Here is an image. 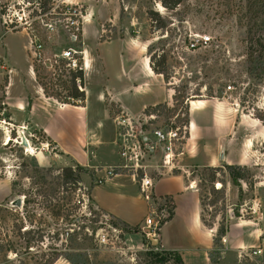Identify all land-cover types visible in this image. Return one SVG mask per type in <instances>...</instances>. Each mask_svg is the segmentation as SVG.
Listing matches in <instances>:
<instances>
[{
    "label": "rangeland",
    "instance_id": "obj_1",
    "mask_svg": "<svg viewBox=\"0 0 264 264\" xmlns=\"http://www.w3.org/2000/svg\"><path fill=\"white\" fill-rule=\"evenodd\" d=\"M245 1L183 0L175 9L167 10L155 0H0V245L13 244L10 250L5 245L0 249V264H45L54 258L52 264H73L70 260L83 261L84 257L86 264H159L147 252L161 251L157 230L169 217L170 200L166 198L169 214L158 223L154 238L145 237L142 221L124 228L122 221L94 205V186L110 191L101 184L102 170L94 174L82 166L78 189L62 184L61 168L78 163L55 150L17 108L27 110L38 95L60 104L68 101L69 72L74 71L57 55L66 47L75 51L87 47L90 60L94 62L99 55L102 63L101 71L93 70L86 78L90 109L100 108L96 94L108 90L131 111L137 110L140 96L132 95L130 88H125L126 81L117 76L118 50L121 45L123 58L132 64V54L138 55L144 47L142 58L150 44L152 54L165 56L163 82L172 90L168 103L150 107L157 111L155 122L186 127L187 103L193 110L201 105L194 100L205 98L209 101V119L206 122L205 115L198 118L202 131L197 134V146L202 147L209 137L216 140L213 146L224 144L225 153L237 149L240 139L256 129V124H248L247 129L237 126L238 117L264 113V74L257 78L248 73L243 42L246 17H239ZM147 10L163 18L164 27L154 28L155 21L150 23ZM47 23L53 29H47ZM71 33L76 39H70ZM191 33L207 35L210 40L202 48L189 50ZM37 43L40 49H36ZM75 57L82 67L81 55ZM107 96L104 94V102L112 115L116 108ZM52 115L73 128L80 141L85 140L80 109L69 106ZM182 118L186 119L183 124ZM107 132L113 133L110 122ZM228 135H232L231 142L217 140ZM251 147L247 164H238L244 167L241 180H231L227 170L220 167L222 163L213 166L220 168L213 176L211 166L194 167L185 155L180 156L179 165H184L199 195L202 222L207 228L215 227L211 264H261L252 253L255 249L244 246L223 253L225 260L220 263L224 235L218 241L216 234L217 226L226 232L230 224L238 230L234 233L237 238L242 230L264 219V137ZM33 163L46 171H36ZM41 174L46 181L43 185L37 182ZM99 177L101 183L96 181ZM23 194L33 202L24 204ZM17 198L19 206L14 205ZM72 229L80 233L75 238L77 246L68 240ZM27 238L32 240L24 250Z\"/></svg>",
    "mask_w": 264,
    "mask_h": 264
},
{
    "label": "crops",
    "instance_id": "obj_2",
    "mask_svg": "<svg viewBox=\"0 0 264 264\" xmlns=\"http://www.w3.org/2000/svg\"><path fill=\"white\" fill-rule=\"evenodd\" d=\"M88 22L86 21L84 24H88ZM81 38L84 41L85 33H83V27ZM144 50V47H141L139 52L144 53ZM141 53H138V55H136L137 53L132 54L131 64V62L126 61V58H123L122 46L120 45L117 56L119 67L117 76L119 75L126 81L125 88L127 90L130 88L132 95L140 96L138 97L139 100H137V110L131 111L118 96L113 95L108 90L96 94L97 104L100 105V108L95 111L90 109L86 78L89 72L93 70L101 71L102 63L99 55H96V59L94 58V62H92V57H88L89 48L86 47L82 50L83 104H60L53 98L38 95L32 99L27 110L18 107L17 111L22 113L24 120H29L34 128L42 132L55 150L67 155L74 162L87 167L94 174H97L103 168L114 166L119 162L114 145L115 127L111 120L110 111L105 105L104 94L108 95V102L114 104L116 111H121L133 118L140 115L145 107L158 103H168L171 99V88L165 85L160 74L152 72L146 53L142 55V58L140 56ZM131 81L132 85H130ZM194 101L201 105H196L191 110L190 104L187 103V135L184 140V154L182 155H185V158L194 167H213L219 163L247 164L250 160L248 150L252 149L251 146L263 140L264 137L260 122L254 117H238L237 126L247 129L248 124H256V129L250 130L248 134H245L240 139L237 149L231 148L229 152L225 153L223 151L224 144L213 146L212 142L216 140L209 139V137L205 139V144L199 148L197 146V134L202 130L199 127L198 118L205 115V121L209 119V111L206 107L209 101L205 98ZM69 106L80 109L83 112V127L86 129L85 140L83 139V141L77 138L75 134L77 132L73 128L71 130L66 122L56 120L54 115H52L56 110ZM233 115L234 118L237 117L236 113H233ZM109 122L113 133L107 132V124ZM231 136L229 137L228 135L227 138L226 136L224 138L220 137L217 140L231 142L233 139ZM220 152H222V159H219ZM180 158L177 163L178 169H174L171 174L160 177L153 184V193L156 196L168 198L172 203L169 217L163 221L158 229L159 246L162 250L179 253L183 264H211L210 252L214 249L215 227L207 228L203 225L200 218L199 195L193 182L187 178V175H184L183 171L186 168L184 165H179ZM120 178L122 177L113 176L101 183L104 184V188H109V192L103 191V187L99 186L92 188L94 205L127 225H137L142 221L146 213V204L137 195V189L129 178L126 176L123 177L126 179ZM126 186L127 189L123 190ZM237 232L236 228L230 224L228 225L222 237V250H220V258L222 259L219 262L221 263L225 260L222 257L223 253L236 251L239 247L244 246L258 250V253L254 255L257 256L261 264H264V219H261L260 223L258 222L253 228L249 227L247 230H242V233L236 238L234 233Z\"/></svg>",
    "mask_w": 264,
    "mask_h": 264
},
{
    "label": "built area",
    "instance_id": "obj_3",
    "mask_svg": "<svg viewBox=\"0 0 264 264\" xmlns=\"http://www.w3.org/2000/svg\"><path fill=\"white\" fill-rule=\"evenodd\" d=\"M10 22L9 20L8 23L11 24ZM3 23L7 24L6 21ZM44 26L47 29L54 27L49 23ZM69 37L71 40L76 39L72 33ZM209 40L207 35L191 33L188 35L187 49L202 48ZM35 47L40 49L41 44L37 43ZM75 54L81 55L82 60V51H75L71 47L62 49L57 56L65 61L69 70H82V67L77 65ZM74 81L77 89L81 91L80 79L76 77ZM157 116V111L153 109L143 111L140 117L134 118L121 111L112 113L111 120L115 127L114 145L119 162L102 169L103 180L112 176H126L135 185L137 195L146 204V214L141 226L146 238H154L158 223L169 214L166 197L156 196L153 193V184L160 177L178 169L177 161L182 155L186 139L184 125L157 124ZM183 173L187 175L185 170ZM96 181L101 183L102 179L99 177ZM252 253H258V250Z\"/></svg>",
    "mask_w": 264,
    "mask_h": 264
},
{
    "label": "trees",
    "instance_id": "obj_4",
    "mask_svg": "<svg viewBox=\"0 0 264 264\" xmlns=\"http://www.w3.org/2000/svg\"><path fill=\"white\" fill-rule=\"evenodd\" d=\"M29 1H36V0H29ZM155 1H157L165 9L173 10L183 0H155ZM146 14L148 16V19L150 20V23H153L155 21V24L153 25L154 28L157 29V28L164 27L163 18L158 17L155 11L147 10ZM239 17H246L245 19L246 28L244 31L243 42L245 44V50H246L245 53H246V61L248 63V66H247L248 71H249L248 73L251 75L253 74L254 76L256 74L257 78H260L264 74V0H246L244 4V12L240 13ZM146 56L148 58V64L152 72L155 74H160L162 78L165 79L166 78L165 77V69H166L165 56L163 54H159V55L152 54L150 44H147L146 46ZM76 77H78L80 80L82 79L81 70L69 72V80H68V88H67L68 89V99H67L68 101H62V103L64 104H70V105L83 104L84 92L78 91L76 89L75 84H74V79ZM155 106H158V104L157 105L155 104ZM150 107L151 106L145 107L144 111H148ZM254 118H256L260 122L263 132H264V113L255 114ZM180 120L183 124L186 119L182 118ZM33 166L36 171L43 170L42 168L37 166L36 163H33ZM220 167L225 168L227 170L228 176L231 180H236V179L241 180L243 176L242 172L244 170L243 166H240L238 164L233 165V164L222 163ZM210 170L212 171L213 176H214V174L217 173L220 170V168L211 167ZM43 171H46V170H43ZM81 171H83V167L78 164H74L73 167L71 166L62 167L61 174H60L61 181H62L61 183L68 184L72 190L78 189L79 181H80L79 174ZM37 182H39L42 185L46 183L44 174H41V177L38 178ZM23 195H24V200H23L24 204L33 202V200L30 201L27 195L25 194ZM200 218L202 221L201 212H200ZM123 225H124V228H127V224L123 223ZM124 231L126 233L130 232L129 229H126ZM28 232H29V229L25 231V233H28ZM224 232L225 230L221 227V225L219 227L217 226L216 234H217L218 241L220 240V237L224 235ZM67 234H69L68 240L71 242H74L72 243L73 246H77V243H75V238H76V235H79L80 233L76 232L75 229H72L71 233H67ZM40 237L41 235H39V239H38L39 242H41ZM31 240L32 239L27 238L23 241L24 250L26 249L28 250V248L30 247ZM4 245L7 247V250H10V245L12 246L13 244L6 242L3 245H0V249ZM160 250H161L160 252H151L150 250L147 252V254L154 257L155 262L159 264H164L165 262L169 260H172L173 264H183L179 253H177L176 251L162 250V249ZM72 255H75V254H72ZM54 259H48V260H45L44 262L45 264H52ZM70 261L73 264H86L87 258L84 257L83 261L82 260L81 261L70 260ZM89 264H101V263L90 262Z\"/></svg>",
    "mask_w": 264,
    "mask_h": 264
},
{
    "label": "water",
    "instance_id": "obj_5",
    "mask_svg": "<svg viewBox=\"0 0 264 264\" xmlns=\"http://www.w3.org/2000/svg\"><path fill=\"white\" fill-rule=\"evenodd\" d=\"M219 159H222V152L219 153ZM20 198H17L15 201H14V205L15 206H19L20 205Z\"/></svg>",
    "mask_w": 264,
    "mask_h": 264
},
{
    "label": "bare ground",
    "instance_id": "obj_6",
    "mask_svg": "<svg viewBox=\"0 0 264 264\" xmlns=\"http://www.w3.org/2000/svg\"><path fill=\"white\" fill-rule=\"evenodd\" d=\"M161 7H162V6H161ZM85 67H86V66H85ZM7 139H8V138H7ZM29 149H31V148H27L26 151L29 150Z\"/></svg>",
    "mask_w": 264,
    "mask_h": 264
}]
</instances>
